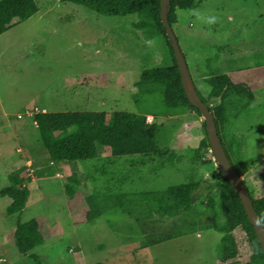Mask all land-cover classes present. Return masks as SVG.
<instances>
[{
	"label": "rangeland",
	"instance_id": "obj_1",
	"mask_svg": "<svg viewBox=\"0 0 264 264\" xmlns=\"http://www.w3.org/2000/svg\"><path fill=\"white\" fill-rule=\"evenodd\" d=\"M35 2L36 14L0 34V189L27 167L28 158L30 167L40 165L29 176L30 196L21 212L3 216L10 200L0 198V264H217L221 234L213 229L145 248L139 224L118 208L82 220L84 195L162 191L191 178L211 179L215 171L202 159L192 162L205 138L202 117L166 106L163 87L149 75L168 50L162 33L135 28L138 17L132 14L106 16L69 1ZM196 2L192 9L176 11L179 47L201 97H208V87L195 68L206 64L253 92L251 100L242 97L230 106L236 113L230 130L239 137L246 162H256L251 170L259 171L264 169V0ZM34 108L151 116L157 155L112 157L105 149L95 159L67 165L66 171L56 165L62 174L57 177L32 120L16 117ZM73 172L81 186L69 199L64 183ZM30 219L41 223L44 234L32 251L34 259L20 254L13 242L17 220ZM170 226L147 223L145 230L149 236Z\"/></svg>",
	"mask_w": 264,
	"mask_h": 264
},
{
	"label": "trees",
	"instance_id": "obj_2",
	"mask_svg": "<svg viewBox=\"0 0 264 264\" xmlns=\"http://www.w3.org/2000/svg\"><path fill=\"white\" fill-rule=\"evenodd\" d=\"M61 1L79 4L106 16L136 15L138 19L133 23L135 28L147 33H162L168 50L164 53L163 64L152 68L149 75L163 87L166 106L177 110H192L200 116L199 110L188 102L184 93L171 43L160 19L159 0ZM196 5V0H170L167 19L172 30L177 23L176 11L192 9ZM37 12L35 0H0V34ZM175 36L178 41L176 34ZM183 55L185 57V54ZM195 69L197 79L208 87L207 98L201 97L195 86L197 94L212 111L226 156L236 173L242 177L254 209L264 226V169L251 170V166L256 162H246L239 137L230 130L231 119L236 117V113L229 112L230 106L242 97L251 100L253 92L246 84L234 83L229 74L218 69L211 71L209 64L196 66ZM235 96L241 98L235 99ZM35 120L40 145L57 170L56 163L62 166L95 159L105 149L112 157H148L155 156L158 152L154 123H148L146 117L133 113L116 111L108 115L102 111H45L36 114ZM199 126L205 138L193 151L192 162L202 159V164H209L214 168L211 179L191 178L187 183L170 186L162 191L94 192L84 195L82 220L88 222L110 209L118 208L139 224L145 236L142 243L145 248L198 230L213 229L221 234L217 244V264H264V252L244 207L232 185L217 166L210 150L203 120ZM165 154L166 152L163 153L164 156ZM173 157L168 160L171 161ZM25 168L27 169L21 167L14 172L10 184L0 189V198L8 197L10 200L2 211L3 216H11L26 207L30 196L26 184L31 178L25 173ZM49 168L52 170L50 164ZM66 178L64 190L69 199H74V190L81 186V182L76 172ZM203 181L207 182L206 187L203 186ZM147 223H165L171 226L164 233L156 232L148 236L145 230ZM43 241L42 225L37 219L26 222L17 220L13 242L20 254L34 259L32 251Z\"/></svg>",
	"mask_w": 264,
	"mask_h": 264
},
{
	"label": "water",
	"instance_id": "obj_3",
	"mask_svg": "<svg viewBox=\"0 0 264 264\" xmlns=\"http://www.w3.org/2000/svg\"><path fill=\"white\" fill-rule=\"evenodd\" d=\"M160 1V19L164 26L165 33L170 40L171 47L173 50L174 58L178 67L182 87L188 102L200 112V116L205 123L208 142L210 150L213 153L214 159L223 175L228 179L233 189L237 193L247 218L252 225L257 239L264 252V226L258 217L257 212L254 209L250 195L247 188L245 187L242 177L239 176L230 164L226 153L221 144L216 123L212 111L204 104L199 95L197 94L194 82L189 72L185 57L179 47L177 38L168 22L167 13L170 8V0H159Z\"/></svg>",
	"mask_w": 264,
	"mask_h": 264
},
{
	"label": "built area",
	"instance_id": "obj_4",
	"mask_svg": "<svg viewBox=\"0 0 264 264\" xmlns=\"http://www.w3.org/2000/svg\"><path fill=\"white\" fill-rule=\"evenodd\" d=\"M41 112H45V110H40L38 108H34V110H26L23 113H18L16 115V117L18 119L23 118V116H26L28 118H30L32 120V124L37 127V121L35 120V115ZM152 118L151 116H146V122L150 121ZM30 160L26 161V165H27V175H29L30 177H32V172H33V167H30L31 162H29ZM49 164L52 166V170L54 171V175L57 177H62L61 173H59V171L55 168V166L53 165V162L50 161Z\"/></svg>",
	"mask_w": 264,
	"mask_h": 264
},
{
	"label": "crops",
	"instance_id": "obj_5",
	"mask_svg": "<svg viewBox=\"0 0 264 264\" xmlns=\"http://www.w3.org/2000/svg\"><path fill=\"white\" fill-rule=\"evenodd\" d=\"M36 151H41V150H40V148H38ZM33 158H35V157H33ZM27 160H30V161H31V158H28ZM27 160H26V161H27ZM49 162H50V161L48 160V164H47L48 166H49ZM35 165L37 166V163H36V162H34V166H35ZM56 165L59 166L57 163H56ZM34 166H33L32 169L35 171V167H34ZM37 167L39 168V170H36V171H40V165H38ZM41 167L44 168V170H45V166H44V165H42ZM66 167H67V165L63 166L64 171H66ZM36 171H35V172H36ZM35 172H34V173H35Z\"/></svg>",
	"mask_w": 264,
	"mask_h": 264
}]
</instances>
